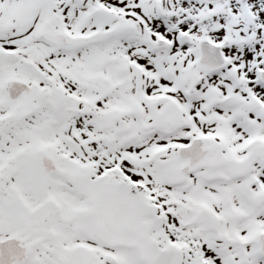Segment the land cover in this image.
I'll return each mask as SVG.
<instances>
[{
  "label": "snow or ice",
  "instance_id": "obj_1",
  "mask_svg": "<svg viewBox=\"0 0 264 264\" xmlns=\"http://www.w3.org/2000/svg\"><path fill=\"white\" fill-rule=\"evenodd\" d=\"M0 264H264V0H0Z\"/></svg>",
  "mask_w": 264,
  "mask_h": 264
}]
</instances>
